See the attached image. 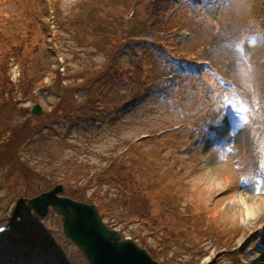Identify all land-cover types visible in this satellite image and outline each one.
<instances>
[{
	"label": "rangeland",
	"instance_id": "374dc122",
	"mask_svg": "<svg viewBox=\"0 0 264 264\" xmlns=\"http://www.w3.org/2000/svg\"><path fill=\"white\" fill-rule=\"evenodd\" d=\"M96 1L0 0V60L5 59L8 43L18 48L20 63L10 62L16 85L21 61L29 74L44 72L37 98L18 104L32 115L37 103L47 115L62 97L54 83L55 69L63 70L66 64L69 73L65 67L64 82L71 89L79 88L77 100L92 96L95 103L75 111L80 116L92 115L93 110L92 119L82 124L67 118L52 122L20 148L21 163L6 160L0 166V226L11 225L8 231H0V264H88L65 236L56 210L39 218L21 199L56 183L65 185L66 194L71 191L69 185L73 190L84 187L92 195L94 175L112 161L119 163L117 167H131L136 153L141 159L148 154L149 179H154L156 189L144 181L140 184L147 177L138 165L145 162L138 160L130 170L152 203L155 220H140L115 199L118 188L103 183L94 187L103 195L101 200L110 201H101L103 211L95 202L83 201L96 204L110 228L150 253L156 249L154 258L160 264H257L256 253L264 254V0H181L164 8L159 21L149 15L148 27L163 33L143 30L142 37L157 36L164 52L145 48L135 56L130 51L116 67L122 74L125 71V78L135 80L168 77L141 93L131 83L122 87L107 80L102 86L97 79L89 85L92 78H99L103 67H97L107 59L101 48L107 51L118 45L123 34H140L141 19L147 15L142 0H102L99 10H95ZM90 21H106L105 36ZM86 60L94 68L83 73ZM205 67L211 72H204ZM132 90L136 99L129 101ZM67 92L65 97H70ZM245 106L247 110L241 111ZM32 119L30 129L43 117ZM26 167L47 177L36 172L35 177L29 175ZM246 193L256 196L240 205ZM170 202L175 216L180 206L193 205L197 216L201 211V217L193 215L188 220L174 217L179 223L193 220L192 228L203 227L187 233L189 241L180 236L166 239L164 227L156 222L166 216L164 208ZM175 222L174 227L181 230ZM167 224L172 227L170 220ZM208 225H214L215 231L209 232Z\"/></svg>",
	"mask_w": 264,
	"mask_h": 264
},
{
	"label": "trees",
	"instance_id": "16d2710c",
	"mask_svg": "<svg viewBox=\"0 0 264 264\" xmlns=\"http://www.w3.org/2000/svg\"><path fill=\"white\" fill-rule=\"evenodd\" d=\"M96 3L98 5L95 6V10L101 9L100 6L102 5V0H98L96 1ZM175 3H177V0H142L141 4L144 5V10L147 11V15L146 17L141 19L144 22V23L142 22V24L140 25L143 27V28H140V30L142 29L141 33L140 34L135 33L136 32L135 31L129 34H123V37L120 36L119 37L120 39L118 38L119 39L118 45L117 43L112 45L107 51H105L106 49L102 47L100 51L103 50V52H105V58L107 59L104 62L102 61V63H100V65L97 68L99 69L103 67V71L101 72V75L99 76V78L97 77L95 79L92 78L90 80L91 82L89 83V85H92L91 83H94V80H97V79L102 83V86L106 84L107 80L110 81L111 85L116 84L122 87H128L129 83H131L133 85V90L134 88H136V90H138L137 93H141L142 89L150 90L154 87L156 82H159L160 80H162L163 79L162 76L160 77L158 76L156 78H152V77L142 78L141 77L138 79L139 81L135 79L125 78L124 77L125 71L122 74L116 71V67L118 66V62L120 63V59L122 60L123 54L130 52V51L135 56L139 55L140 50L144 51L145 48L153 49L154 51L157 49L160 54L164 52V48L162 47L161 44H159L158 39H156L157 36L156 37L153 36L152 38H145V37H142V34L144 32L143 30H150V32H152L155 35L162 34L163 32H158V31H155L153 27H148L149 24H147L148 22L146 20L151 19L149 15L157 17V18H152L155 21L161 20L163 18L161 16L164 13L163 11L165 10L164 8H166L170 4H175ZM105 22L103 23L100 21L99 23L98 21L97 22L90 21V24L91 26H94L93 29L100 28V30L98 31V34L101 36H105L106 31L103 26L106 24ZM137 29L138 28H136V30ZM1 36L2 34L0 33V39H2ZM55 40L58 41L59 37H56ZM112 41H113L112 43H114L116 40L114 39ZM7 46L8 48H7V52L5 55V59L0 60V166L3 163L7 162L6 160L19 161L17 155L19 156L18 151H20V148L24 144H26V142L29 141L30 138H32L35 133H39L44 127L52 125L51 123L54 121L56 122L59 119L65 120L66 118L70 122L78 121L77 124H82L84 121L92 119L93 110H92V115H85L84 113L83 115L77 116L75 112L76 108L81 107L82 105L84 106L90 105V108H92L93 105L95 106V103L92 102V99L90 100L92 96H88V97L85 96L83 97V99H81V101H78L75 95L76 94L75 91L79 88L78 87L75 88L73 86V88L71 89L69 84L64 82L65 67H67L66 74L69 73L68 65L66 64V66L63 69L64 71L61 70L60 66L56 67L55 69V73L57 74V77L54 83L58 86V90L62 96L58 105H56L55 108L49 110L47 112V115L45 116H43L44 113H41V112L36 113V114L32 113V115H30V113L27 112L28 109H26V107H24L23 105H19L18 102L23 99L28 100L32 98L34 99L37 98L36 89L39 88L38 86L43 83L41 82L42 80H40L39 77L43 76L44 72L43 73L41 72L39 74L40 71H37L35 72L36 74H29L27 73V68H28L27 64L21 61L20 76L18 80L19 83L18 85H16L15 83L16 81L12 79L10 62L13 60H16L17 55H18L17 54L18 48L15 45H13V43H8ZM89 58L90 56L87 59ZM17 62L20 63V61H17ZM82 65H83V69H82L83 73L88 72L94 68L90 63L87 62V60ZM121 69H124V68H121ZM39 81L41 82L40 84H39ZM66 88L68 89V92H69V94L68 92L67 94L70 97H65L64 92L67 90ZM133 90L131 91V93H133L131 95L133 98L130 99L129 101H132V100L134 101L136 99L135 98L136 95H134ZM18 95L20 96L18 97ZM96 99L97 97L95 98V100ZM97 104H100V103H97ZM73 106H75L74 111H70V108ZM25 109L26 111H24ZM89 113L90 111L87 110L86 114H89ZM21 115L25 116L24 119H21L22 118ZM33 116L34 117L36 116V118L43 117V119L42 121H40L41 123L39 125H36L34 129H30L29 123L32 118H33L32 121L34 120ZM136 156L137 157H134L132 159V162L130 163L131 167H128V164H124L122 167L121 166L117 167V165L119 164L118 162L116 161L110 162L109 166L106 167L104 171L102 172L100 171L99 173H97L98 175L96 174L97 176L96 175L93 176V180H94L93 184H95L94 187H96L97 185L100 186L103 183H107V184L111 183L115 185L118 188L117 190L118 195L116 193L117 197L115 199L121 200L122 204L125 205V207H127L130 211L136 213L139 216L140 220H143L145 222L146 221L151 222L155 216V214L152 212V209H151L152 203L150 202L146 193L144 194L142 192L143 187L140 184H142L144 181L145 182L144 184L149 183V185L153 188L155 187V189L157 188V186H154V179L152 180L149 179V176L151 175V173L148 170V166H147L148 164L146 165L148 154L147 153L142 154L143 156L142 159L141 157L138 156L137 153H136ZM10 158H14V159H10ZM138 160L140 164L142 162H145L144 163L145 165L144 164L138 165ZM22 163H24V160L22 161ZM136 165H138V171L141 174L146 175L147 177V180H142L140 184H139V180L133 177L134 171L130 170L131 168L134 169ZM28 169L30 171V172L27 171L29 175H33L35 177V172H36V174L39 173L43 177H47L45 174L37 171L36 168L34 167L32 168L30 167ZM123 169H127V171L124 172ZM151 182H153V185ZM50 184H47V185H50ZM90 184L91 183H89V185ZM67 186H68V189L71 190V191H68L67 194L74 197L75 199L88 200L89 202H95L102 211H103L102 203L105 204V202L106 203L110 202L106 200L105 195H104V198H105L104 201L101 200V197L103 195H100L99 191H95L99 188L94 189V187L92 186V189L94 192H92V195H87L88 189H85L84 187L82 189L75 188V190H73L72 187H70L69 185ZM176 196H177V193H176ZM101 201L103 202L101 203ZM178 205L180 204L178 203ZM164 209H167V211L164 212L166 213V216L165 217L161 216L158 219L156 218V222L159 225H161V227H164L163 229L165 231L166 239L172 238V239L178 240V237L180 236V239H182L183 237H186L184 241H189L191 237L189 239L186 236L187 233L188 235L189 234L192 235L197 230H199L200 232L203 229L202 226L200 227L196 225H195L196 226L195 228H192L191 224L193 223L191 222H193V220L190 223L188 222L184 223V221L179 223L178 220H175L176 218H179V217L180 219L182 218L184 220H188V218L192 219L193 215L195 218L198 216L201 217V211H199L200 213L198 212V216L197 214H193V212L197 209L193 205H190V207L187 206V207L181 208L180 206V208H177L179 215H182L184 213L182 217L179 215L177 216L174 215V213L172 212L173 205L171 202L169 203V205H167V208H164ZM180 212H182V214ZM102 216H103V212H102ZM169 216L171 217V219L169 218ZM169 220H170L172 227L168 226V224L166 225L167 221ZM174 221H177L175 222L177 224L179 223V227L181 228V230L177 231L179 228L176 229L174 227L175 226ZM185 224H187V227L184 228ZM214 225L212 227H209L210 225H208L205 228L208 229L209 232L211 230L215 231L213 228ZM187 228H188V232L186 231ZM151 250H152L151 251L152 256L156 257L158 254V251L154 248Z\"/></svg>",
	"mask_w": 264,
	"mask_h": 264
},
{
	"label": "water",
	"instance_id": "95a60500",
	"mask_svg": "<svg viewBox=\"0 0 264 264\" xmlns=\"http://www.w3.org/2000/svg\"><path fill=\"white\" fill-rule=\"evenodd\" d=\"M26 200L38 216H46L50 206L60 213L64 234L82 249L90 264H160L144 247L110 229L96 204L64 195L62 184Z\"/></svg>",
	"mask_w": 264,
	"mask_h": 264
},
{
	"label": "bare ground",
	"instance_id": "6f19581e",
	"mask_svg": "<svg viewBox=\"0 0 264 264\" xmlns=\"http://www.w3.org/2000/svg\"><path fill=\"white\" fill-rule=\"evenodd\" d=\"M244 196H245V199L239 201V204L240 205L242 203H248V200H251V198H254L256 195H254L253 193H246V194H244ZM263 256H264L263 252L256 253V257L254 258L255 259V262L254 263H257V264L261 263L262 264V259L264 260V257Z\"/></svg>",
	"mask_w": 264,
	"mask_h": 264
},
{
	"label": "snow or ice",
	"instance_id": "6c2138e0",
	"mask_svg": "<svg viewBox=\"0 0 264 264\" xmlns=\"http://www.w3.org/2000/svg\"><path fill=\"white\" fill-rule=\"evenodd\" d=\"M247 109H246V106H245V108H243V109H241V111H246Z\"/></svg>",
	"mask_w": 264,
	"mask_h": 264
}]
</instances>
